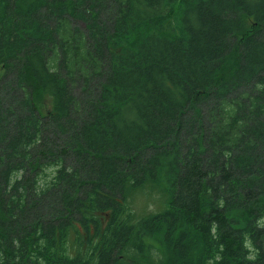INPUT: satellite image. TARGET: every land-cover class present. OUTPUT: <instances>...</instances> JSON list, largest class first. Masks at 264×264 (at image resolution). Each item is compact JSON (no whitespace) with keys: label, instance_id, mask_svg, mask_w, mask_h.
Wrapping results in <instances>:
<instances>
[{"label":"trees","instance_id":"16d2710c","mask_svg":"<svg viewBox=\"0 0 264 264\" xmlns=\"http://www.w3.org/2000/svg\"><path fill=\"white\" fill-rule=\"evenodd\" d=\"M0 67V264H264V0H0Z\"/></svg>","mask_w":264,"mask_h":264},{"label":"rangeland","instance_id":"374dc122","mask_svg":"<svg viewBox=\"0 0 264 264\" xmlns=\"http://www.w3.org/2000/svg\"><path fill=\"white\" fill-rule=\"evenodd\" d=\"M2 73V69L0 67V75ZM137 205L139 207V209H146L148 210H154L155 209V203L149 199H147L146 197H140L137 199Z\"/></svg>","mask_w":264,"mask_h":264}]
</instances>
